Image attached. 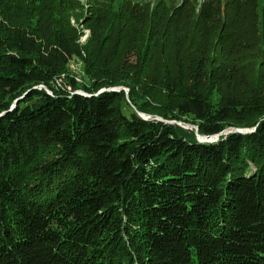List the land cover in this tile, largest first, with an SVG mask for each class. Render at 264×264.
Here are the masks:
<instances>
[{"label":"trees","instance_id":"obj_1","mask_svg":"<svg viewBox=\"0 0 264 264\" xmlns=\"http://www.w3.org/2000/svg\"><path fill=\"white\" fill-rule=\"evenodd\" d=\"M17 1L0 0V264H264V104L250 107L253 123H233L243 106L211 110L188 77L169 73L166 87L183 94L164 119L194 116L209 136L254 131L200 142L177 123L144 119L122 90L98 93L120 79L99 64L107 76L92 87L57 82L83 48L26 29ZM244 14L184 0L148 12L146 28L193 52L191 78L218 63L217 80L228 81L233 48L264 62V36Z\"/></svg>","mask_w":264,"mask_h":264},{"label":"rangeland","instance_id":"obj_2","mask_svg":"<svg viewBox=\"0 0 264 264\" xmlns=\"http://www.w3.org/2000/svg\"><path fill=\"white\" fill-rule=\"evenodd\" d=\"M183 1L18 0L17 6L21 11H27L26 14L23 13L20 21L26 29H35L43 35L61 37L66 42H74L83 48L82 56L75 55L71 58L66 66V73L57 82L73 78L82 85L92 87L95 76H107L103 70L96 73L98 69L96 64H99L100 68L114 73V76L117 75L120 79L119 84L101 88L98 93L122 90L127 102V104L124 102V106L131 108L130 110L144 119L148 117L146 119L164 121L167 119H164L159 111L169 112L175 109L177 100L181 99L183 94L175 95L167 88V76L169 73L172 76L182 73L185 82L188 77L189 84L203 92L211 110L221 109L228 101H235L240 104L239 106H243L245 114L242 113V120L234 118L230 121L253 123L257 119L251 113L250 107L264 104V99L256 96L257 93L264 95V62L260 61L261 57L256 59L254 51L235 47L229 52L227 64L231 68H237L236 78L218 81L219 70L224 69L218 63H212V67L205 69L207 74L203 72L206 74L203 78H191L190 72L196 67L192 69L193 52L185 48L179 49L176 45H167L146 28L149 23L146 20L148 12L160 14L164 10L172 11ZM190 1L197 12L203 6L210 10L220 1L240 6L247 23L256 24L261 37L264 36V0ZM117 17L125 21L124 24H120L124 26V33L115 28L114 19ZM215 55L218 56L217 53ZM198 67L196 70H200ZM190 69L192 70L189 72ZM40 88L45 87L42 85ZM79 92L86 94L83 91ZM148 103L152 114L140 112L139 107ZM127 108L125 109L129 110ZM176 114L175 111L174 115ZM168 120L177 121L181 125L190 124L193 127H198L199 123L191 115H181L179 120ZM236 128L251 129L228 126L223 134L227 135Z\"/></svg>","mask_w":264,"mask_h":264},{"label":"water","instance_id":"obj_3","mask_svg":"<svg viewBox=\"0 0 264 264\" xmlns=\"http://www.w3.org/2000/svg\"><path fill=\"white\" fill-rule=\"evenodd\" d=\"M146 118H148V117H145V119ZM164 121L167 122V123H177V124L181 125L177 121H168V120H164ZM181 126L184 127V128H186V129H195L194 131H195V133H196V135L198 137V140L200 142H214V141H217L219 139L220 135H222L224 133V131H223V132H220L217 135L208 136V135H202V134H200L198 132V127H193L190 124H184V125H181ZM252 131H254V130L253 129H237V128L235 129V132H240V133H250Z\"/></svg>","mask_w":264,"mask_h":264}]
</instances>
